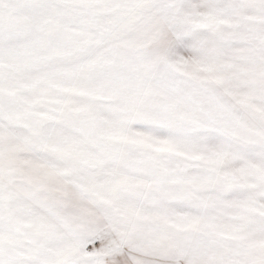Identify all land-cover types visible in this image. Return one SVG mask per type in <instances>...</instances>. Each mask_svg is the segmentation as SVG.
Instances as JSON below:
<instances>
[{
  "label": "snow or ice",
  "instance_id": "obj_1",
  "mask_svg": "<svg viewBox=\"0 0 264 264\" xmlns=\"http://www.w3.org/2000/svg\"><path fill=\"white\" fill-rule=\"evenodd\" d=\"M0 264H264V0H0Z\"/></svg>",
  "mask_w": 264,
  "mask_h": 264
}]
</instances>
